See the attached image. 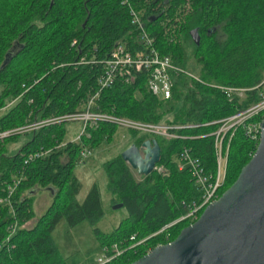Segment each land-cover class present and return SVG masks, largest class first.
Masks as SVG:
<instances>
[{
    "label": "trees",
    "instance_id": "1",
    "mask_svg": "<svg viewBox=\"0 0 264 264\" xmlns=\"http://www.w3.org/2000/svg\"><path fill=\"white\" fill-rule=\"evenodd\" d=\"M133 10L159 53L186 67L188 50L193 48L209 73L206 82L252 88L263 81L264 0H0V133L84 111L99 90L106 61L117 44H125L133 55L149 52ZM219 28L224 31L223 39L218 36ZM194 29H199L200 45L193 40ZM149 78L145 69H120L115 83L101 91L92 111L149 123L189 125L232 115L260 100L259 89L248 92L243 100L232 101L218 89L187 76L176 82L171 98L161 100L149 90ZM67 123L0 138V198L22 179L12 204L0 205V264H66L52 239L64 217L72 227L89 221L101 246L124 242L128 248L132 235L138 240L151 236L107 264H131L158 245L173 241L191 224L182 220L154 235L186 213L182 201L201 199L190 171H180L178 160L186 146L201 166L214 174V136L209 133L216 125L182 130V134L198 136L188 140L156 137L162 148L160 162L168 167L169 176L154 171L138 180L122 151L106 161L113 204L122 203L129 211L115 230L107 233L96 227L104 215L99 186L94 184L79 202L82 184L75 169L84 147L101 146L120 127L100 122L88 126L80 141H72L67 139ZM126 133L129 142L123 150L131 144L140 147L150 138L135 131ZM205 134L209 135L201 137ZM21 135L31 138L10 154L8 144ZM257 145L238 129L220 196L236 181ZM37 153L40 155L32 157ZM41 187H55L54 199L30 227L36 214L29 193ZM14 222L18 223L17 232L8 239V227Z\"/></svg>",
    "mask_w": 264,
    "mask_h": 264
},
{
    "label": "built area",
    "instance_id": "2",
    "mask_svg": "<svg viewBox=\"0 0 264 264\" xmlns=\"http://www.w3.org/2000/svg\"><path fill=\"white\" fill-rule=\"evenodd\" d=\"M132 15L134 22L139 23L143 29V39L146 45L149 47V52H142L137 55H133L129 50H127L125 44H117L113 49L110 58L106 61V71L99 80V90L89 99L87 107L84 111L34 121L22 128L6 132L3 136H7L11 133L35 132L50 124L62 123L66 121L79 122L82 124L83 131L78 139H81V136L86 133V128L88 126H95L100 122H110L116 124L122 129L135 131L139 134L149 135V139L163 137L169 140H188L190 138H197L198 136L182 134V130L216 125V129L209 133L211 136H214V149L217 161L216 172L214 174L208 173L201 166L199 159L192 156L190 149L186 146H183L178 160V169L180 171H190L196 187L202 194L201 199L191 202L182 201V205L186 209V213L175 222L166 225L163 229L154 234L157 235L162 233L169 226H172L173 224L182 220H188L191 222V224L194 223L200 217L202 211H204V209L209 204L213 203L220 197V190L222 189L227 177L231 142L238 129H242L250 140L259 144L262 130V121L264 120V116L262 114L264 111V79L258 86L252 88H241L220 83L206 82L200 77L187 72L185 67L177 64L171 56L163 55L153 48V39L150 38L147 32L144 30L139 15L134 10L132 11ZM128 67H136L139 69L148 70L150 72V78L147 82L148 88L153 95L161 100L172 97L176 82L181 76H187L199 82L208 84L226 94L232 101L237 98L243 100L246 98L248 92L259 89L260 100L247 107L238 108L237 111L232 115L204 124L189 125L164 122L149 123L106 112L92 111L91 108L96 103V100L100 97L101 91L113 86L119 70ZM209 134L202 135L201 137H206ZM140 147H142V145ZM88 148L89 147H84L82 149L80 153L81 157H86L92 154V150ZM39 155L40 153H37L32 155V157H37ZM159 163L156 165L154 171L163 176H169V169L164 165H160ZM21 181L22 179L19 178L9 187L8 194L5 197L0 198V205L12 204L13 195L15 194ZM17 229L18 223L15 222L10 226L8 239H11V237L14 236V234L17 232ZM150 237L138 240L137 235H132L129 241L133 243L128 248H125L126 246L124 242H114L103 245V254L99 257L98 264H107L116 260L117 258L121 257L129 248L132 249L142 243H145V241H147V239Z\"/></svg>",
    "mask_w": 264,
    "mask_h": 264
},
{
    "label": "water",
    "instance_id": "3",
    "mask_svg": "<svg viewBox=\"0 0 264 264\" xmlns=\"http://www.w3.org/2000/svg\"><path fill=\"white\" fill-rule=\"evenodd\" d=\"M192 37L200 45L199 29ZM122 156L139 175L148 176L161 161L162 148L152 138L142 147L131 144ZM131 264H264V120L257 149L236 181L176 239Z\"/></svg>",
    "mask_w": 264,
    "mask_h": 264
},
{
    "label": "rangeland",
    "instance_id": "4",
    "mask_svg": "<svg viewBox=\"0 0 264 264\" xmlns=\"http://www.w3.org/2000/svg\"><path fill=\"white\" fill-rule=\"evenodd\" d=\"M218 33L219 38L223 39L224 31L222 28H219ZM193 50V48L188 50L186 60L187 65L185 67L186 71L200 77L204 81H209L208 71L205 69L199 58L193 54ZM2 113L3 112L0 110V115ZM31 123L14 128L13 130L22 128ZM67 128V139L80 141L78 137L83 131L82 124L79 122H68ZM9 131L0 133V138L3 139L6 137L3 135ZM127 131L128 130L122 128L118 129L112 139H106L101 143V146L93 148L91 155L86 157L80 156L75 169V173L82 184L81 192L77 197L79 202L82 203L93 185L98 184L101 193L104 215L97 222L96 227L107 233L113 232L121 220L129 215V211L125 207L117 209L114 208L112 201L113 194L108 188L107 175L104 169L105 162L113 158L119 152H123V149L128 145L129 139L127 137ZM29 138H31V135H21L17 142H10L8 144L9 153L14 154ZM159 164L166 166L161 162ZM135 172L137 179L142 180L144 176L139 175L136 170ZM223 189L224 185L220 192ZM55 190V187H41L36 193L31 195L33 196V209L35 211L36 218L28 224V226H34V223L38 221V218L48 210L53 202ZM10 226L11 225H9L8 230L10 229ZM52 239L60 254L65 259L66 264H98V259L103 254L102 246L95 233V226H93L89 221H83L72 227L68 220L64 217L53 230Z\"/></svg>",
    "mask_w": 264,
    "mask_h": 264
},
{
    "label": "bare ground",
    "instance_id": "5",
    "mask_svg": "<svg viewBox=\"0 0 264 264\" xmlns=\"http://www.w3.org/2000/svg\"><path fill=\"white\" fill-rule=\"evenodd\" d=\"M96 108V107H95ZM28 133H30V132H28ZM178 154V153H177ZM169 229V228H168ZM2 243V242H1Z\"/></svg>",
    "mask_w": 264,
    "mask_h": 264
}]
</instances>
